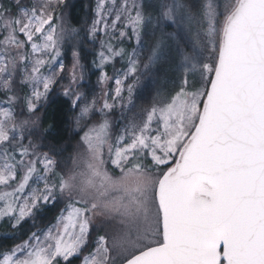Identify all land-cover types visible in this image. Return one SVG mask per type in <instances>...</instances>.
Segmentation results:
<instances>
[{
  "label": "snow or ice",
  "instance_id": "6c2138e0",
  "mask_svg": "<svg viewBox=\"0 0 264 264\" xmlns=\"http://www.w3.org/2000/svg\"><path fill=\"white\" fill-rule=\"evenodd\" d=\"M73 7L0 0V264H264V0Z\"/></svg>",
  "mask_w": 264,
  "mask_h": 264
},
{
  "label": "trees",
  "instance_id": "16d2710c",
  "mask_svg": "<svg viewBox=\"0 0 264 264\" xmlns=\"http://www.w3.org/2000/svg\"><path fill=\"white\" fill-rule=\"evenodd\" d=\"M71 3L74 5L72 8V15L74 17V20L82 19L88 8L87 6L93 4V0H71ZM90 18V13L88 14ZM171 30V29H169ZM91 59V57H89ZM65 63L70 66L71 63V57L70 53L65 57ZM95 75L91 76V80ZM54 103H50L47 112L44 118V126L47 127L49 125L53 126V138H56V134L59 133L60 135H70V133H65L63 129L68 128L69 125L67 123L68 119L70 118V113H68V105L66 102H64L63 97H56L53 96L51 98ZM76 139L71 140L72 147L69 148L68 152H65V157H68L69 155L74 154V146L76 145ZM62 145L66 146L68 145L69 141L67 139L61 141ZM67 164L69 167H71V161H67ZM58 209H50L47 211L44 216L41 218V226H44L48 222L52 221L55 215L57 214ZM103 220V219H101ZM97 220V222L101 221ZM11 229L7 226V224H0V250H2L4 247L10 246L12 243V240L10 236L6 235V233L10 232ZM73 264H79V261H74Z\"/></svg>",
  "mask_w": 264,
  "mask_h": 264
},
{
  "label": "rangeland",
  "instance_id": "374dc122",
  "mask_svg": "<svg viewBox=\"0 0 264 264\" xmlns=\"http://www.w3.org/2000/svg\"><path fill=\"white\" fill-rule=\"evenodd\" d=\"M117 67H120V64L117 63ZM109 72H111V69L109 68ZM96 76L92 78V81L95 82ZM154 85L151 84L150 81L143 79L141 80L140 84L137 85V92L139 95L143 97V102L146 103L148 98L151 96L152 92L154 91ZM140 103L141 101L138 99L137 101ZM104 219L103 217H97V220Z\"/></svg>",
  "mask_w": 264,
  "mask_h": 264
}]
</instances>
